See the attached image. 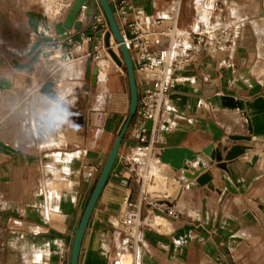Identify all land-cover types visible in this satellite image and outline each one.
Here are the masks:
<instances>
[{
	"label": "crops",
	"instance_id": "obj_1",
	"mask_svg": "<svg viewBox=\"0 0 264 264\" xmlns=\"http://www.w3.org/2000/svg\"><path fill=\"white\" fill-rule=\"evenodd\" d=\"M59 1L71 6L54 18L18 8L8 17L0 7V264H71L85 206L129 112L122 67L100 66L88 55L106 44L92 28L93 16L103 11L99 0H84L80 29L65 26L76 0ZM245 1L220 0L218 7L217 0H131L132 13L143 18L178 15L187 30L199 22L213 30L220 18L226 22L222 37L232 34L220 47L202 45L197 63L172 80L153 133L156 157L173 147L201 153L207 179L196 182L203 172L188 181L153 158L151 169L159 160L160 170L176 176L178 191L149 192L141 239L126 251L119 229L123 202L142 197L141 184L120 160L138 142L134 117L90 217L78 264H264V10L243 9L234 19L242 12L234 8L231 16L233 3ZM211 2L209 16L202 8ZM93 88L94 101L83 102ZM210 145L250 149L220 168L203 152ZM254 153L259 158L250 165ZM160 202L178 215L158 210Z\"/></svg>",
	"mask_w": 264,
	"mask_h": 264
},
{
	"label": "built area",
	"instance_id": "obj_2",
	"mask_svg": "<svg viewBox=\"0 0 264 264\" xmlns=\"http://www.w3.org/2000/svg\"><path fill=\"white\" fill-rule=\"evenodd\" d=\"M108 1L119 24L124 43L131 54L139 89L138 107L135 122L132 124V131L138 135V142L120 154L124 170L141 184L142 193L139 202H134L129 196L125 197L119 219V229L125 237L123 245L130 249L138 246L141 239L142 204L148 201V189L155 183V174L151 172V160L159 157L154 153L153 133L170 94L171 82L184 67L197 63L198 50L202 45L212 41L220 47L228 41V37H232V34L229 33L223 38L220 33L226 30V27L209 31L200 22L192 30H187L180 25L178 15L169 18H143L132 13L131 0ZM217 2L220 7V0ZM70 6L71 3H65L62 9ZM87 8L88 4L83 2L80 13ZM93 20L92 28L100 30L103 36L110 31L103 11L95 14ZM87 39L90 40V37ZM115 43L117 47L120 46L116 40ZM94 48L95 52L88 55L100 60L102 51L109 53V49L114 50V45L110 41V46L103 44ZM98 75L99 73L97 78ZM148 121H153L151 128L147 126ZM149 133L150 140L147 138ZM156 206L158 210L171 216L178 215L177 211L164 202Z\"/></svg>",
	"mask_w": 264,
	"mask_h": 264
},
{
	"label": "water",
	"instance_id": "obj_3",
	"mask_svg": "<svg viewBox=\"0 0 264 264\" xmlns=\"http://www.w3.org/2000/svg\"><path fill=\"white\" fill-rule=\"evenodd\" d=\"M84 2V0H76L73 3V6L70 9V12L68 13L65 21V26L69 29L75 28L80 29L82 22L78 20V15L81 11V5ZM102 10L106 16V19L109 23L110 31L106 33L105 35V43L107 46H110L111 37L113 35L114 39L119 42L120 46V52H121V58L118 56V54L112 50L109 49V52L111 53L112 57L118 62L120 66H124L127 71V77H128V83H129V90H130V106H129V112L127 115V118L120 130V132L117 135V138L115 140V143L108 154L102 169L99 173V176L97 178V181L95 183V186L92 190V193L88 199V202L85 206L83 215L81 217L76 237L72 249V257H71V264H78L79 263V257H80V251L82 242L85 236V232L90 220V217L92 215V212L94 210V207L96 205V202L98 200V197L110 175V172L112 170L113 164L115 162V159L118 156L120 146L123 142V139L125 137L126 132L128 131L130 125L132 124L134 117L137 112L138 107V98H139V89H138V83L136 78V73L132 61L131 54L124 43L123 36L119 27V24L117 22V19L114 15L113 9L109 3L108 0H99ZM97 74H98V68H95L94 75H95V81L97 80ZM247 139L251 140V137H233V139ZM249 146L246 145H234L232 147H224V148H217L215 145H210L206 149H204V154L209 156L212 163L215 161L219 162V167H225L226 168V161H233L237 159L239 156L243 155ZM224 152L226 154L224 155ZM198 156V153L194 152L191 149L184 148V147H173V148H166L160 155L159 159L164 162L170 164L172 167H174L177 170H184V174L188 177H197L200 172H189L187 169L189 168L187 161L196 159ZM259 158L258 153H254L253 156L250 158L248 163L250 165H253ZM207 179V175H204L203 177H199L198 181H204Z\"/></svg>",
	"mask_w": 264,
	"mask_h": 264
},
{
	"label": "rangeland",
	"instance_id": "obj_4",
	"mask_svg": "<svg viewBox=\"0 0 264 264\" xmlns=\"http://www.w3.org/2000/svg\"><path fill=\"white\" fill-rule=\"evenodd\" d=\"M37 1H39V0H0V7H2L7 12V16L8 17H14V15H11L10 14V11L12 10V8L22 9L23 11H26L28 9H40L41 11H43L44 13H47L49 15L52 14L54 16V15L57 14V12H58V6L56 5L55 0H40L39 5L44 10H46L48 12L42 10L40 8V6L38 5ZM47 5L50 7L49 9L47 8L48 7ZM209 6L211 8L213 7L212 2L209 4ZM234 8H237V9H239L242 12V16L241 17H235V16H233L232 13H233V9ZM247 8H250L253 12H261V11L264 10L263 0H246L245 2L239 3V4L234 2L233 5H232V9H231V13L230 14H231V16H233L234 19L242 18L243 15H244L243 14V11H244L243 9H247ZM55 11H57V12H55ZM217 21H218V23L215 25V27L216 26H220V25H221V27H224L225 24H226V22H223L220 18H218ZM14 22H15V26L16 27L19 26L18 20L16 18L14 19ZM222 22H223V25H222ZM209 31H211V30H209ZM109 53H107V51H105V50L102 51L101 58H103V59H101L102 62L100 61V65L104 66L105 64H108L109 66H113V67H116V68L122 67L123 71L127 75V71H126L125 67L124 66H120L117 61H115L112 57L109 56ZM118 56L121 58V55H118ZM105 60H109V61L107 62ZM107 72H108V68L106 67L103 70V72H102V76H101L102 79H101V81H104V80L107 79V76L108 75L103 79L104 75ZM101 89L102 88H100V90ZM92 90H93V93H91L90 95H85L86 96V99L83 98L82 99V100H84L83 102H85V100L94 101V99H95V91H94V88ZM100 96H101L102 101H105L106 100V97L104 96L103 89H102V91H100ZM66 99L67 100H72L73 99V95H71V96L68 95V97H66ZM156 163H158V164H156ZM255 163L253 165H255ZM161 167L162 166L160 165L159 160H157V162L156 161L153 162L151 172H154V174H155V183H154V185H152L151 187H149L148 190L152 194H153V192L156 193V191L157 192H160V193H156V194H160L158 196H161L162 197V196H164L163 195L164 193L161 191V189L167 190V185H170L169 181L172 178V176H174V174L169 169L167 171L160 170V169H162ZM220 168H225V167H220ZM165 178H167V179H165ZM260 207L261 208H264L263 205H260ZM258 210H259V213H262L260 209H258ZM263 226H264V223H263ZM126 251H129L131 253L133 251V249H131V248L130 249H126Z\"/></svg>",
	"mask_w": 264,
	"mask_h": 264
},
{
	"label": "bare ground",
	"instance_id": "obj_5",
	"mask_svg": "<svg viewBox=\"0 0 264 264\" xmlns=\"http://www.w3.org/2000/svg\"><path fill=\"white\" fill-rule=\"evenodd\" d=\"M55 3H56V5L58 6V12L57 11H55V12H57V14L56 15H54V16H52L53 18L55 17V16H57V15H59L60 13H61V9L63 8V4L62 3H60V1L59 0H55ZM48 6V5H47ZM263 6H264V0H263ZM48 9L50 8L49 6L47 7ZM202 10H203V13L204 12H208V14H209V16H210V6L209 5H207V6H205V7H203L202 8ZM218 23V22H217ZM222 25H223V22H222ZM221 26V25H220ZM209 30V29H208ZM111 42L113 43V45H114V50H115V52L118 54V55H121V52H120V49H119V47H117L116 46V43H115V39H114V37H111ZM109 56L110 57H112V55L109 53ZM113 58V57H112ZM101 59H103V58H101ZM101 59L99 60V64H100V61H101ZM114 59V58H113ZM115 60V59H114ZM116 61V60H115ZM117 63V62H116ZM101 66V65H100ZM100 74H101V70H100ZM99 79H100V77H99ZM41 129H42V126H41V124H40V121H38V120H35V130H36V132L37 133H40L41 132ZM248 149H250V148H248ZM247 149V150H248ZM247 152V151H246ZM246 152L243 154V155H241V156H239V157H242V156H245V154H246ZM200 154L201 153H198V156H197V158L196 159H192V160H188L187 161V163H188V166H189V168L187 169V171H189V172H192V173H195L196 171L197 172H200L199 173V175L201 174V173H203V172H205L206 170H207V166H206V164H205V162H204V160L203 159H200L199 157H200ZM238 157V158H239ZM158 159V158H157ZM241 159V158H240ZM161 161V160H160ZM162 162V161H161ZM189 162H193L192 163V165H190V163ZM162 163H164V162H162ZM168 167H170V169L172 170V171H174V172H178L179 173V175L180 176H182V177H184L185 179H188V181L190 180H195L197 177H188L187 175H185L184 174V170H177V169H175L174 167H172L170 164H168V163H165ZM210 164H212V165H214L212 162H210ZM199 167V169H197ZM204 175H207L206 174V172L205 173H203L202 175H200L199 177H203ZM179 176V177H180ZM175 175L174 176H172V178H171V183H170V185H167V189H169L172 193L174 192V194H176L177 193V191H178V187H179V183L177 182V180L175 179ZM178 177V178H179ZM198 177V178H199ZM182 179V178H181ZM184 181V180H183ZM196 182L198 183V180L196 179ZM173 183H175L176 184V187L175 188H172V184ZM261 208V207H260ZM159 218V217H158ZM160 219V218H159ZM160 221V220H159Z\"/></svg>",
	"mask_w": 264,
	"mask_h": 264
}]
</instances>
